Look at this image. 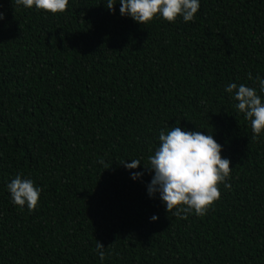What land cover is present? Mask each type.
<instances>
[{
  "label": "trees",
  "instance_id": "obj_1",
  "mask_svg": "<svg viewBox=\"0 0 264 264\" xmlns=\"http://www.w3.org/2000/svg\"><path fill=\"white\" fill-rule=\"evenodd\" d=\"M114 2L52 14L0 0V264H264V133L224 92L264 77V0L147 24ZM174 126L211 134L232 167L203 216L146 194L147 157ZM18 172L41 188L31 211L5 187Z\"/></svg>",
  "mask_w": 264,
  "mask_h": 264
},
{
  "label": "clouds",
  "instance_id": "obj_2",
  "mask_svg": "<svg viewBox=\"0 0 264 264\" xmlns=\"http://www.w3.org/2000/svg\"><path fill=\"white\" fill-rule=\"evenodd\" d=\"M69 0H15V5L23 9L44 10L57 14L66 10ZM114 0H106L105 7L113 11ZM119 14L130 17L134 22L147 24L155 19L175 22L177 17L184 22L195 19L200 8V0H118ZM0 12V19H3ZM249 79H253L249 74ZM255 85L229 82L224 92L233 100L232 107L243 114L249 123L253 139L264 133V77L255 76ZM159 144L153 154L147 157L152 172L146 185L149 198L158 194L159 200L167 212L186 218L188 214L203 216L219 199V185L230 189L227 182L231 168L230 161L221 156L222 145L211 134L197 130L182 129L179 126L161 130ZM103 163V161H99ZM126 170L136 169L142 162L139 159H125L121 162ZM136 180L142 171L129 173ZM11 202L21 209L33 210L38 204L41 188L29 177L17 173L5 185ZM155 221L157 216L150 218ZM105 247L97 242L96 255L103 260Z\"/></svg>",
  "mask_w": 264,
  "mask_h": 264
}]
</instances>
